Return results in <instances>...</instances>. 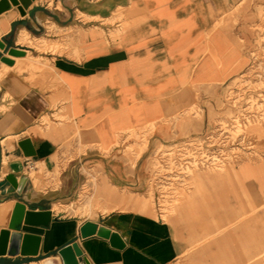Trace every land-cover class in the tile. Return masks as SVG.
I'll return each mask as SVG.
<instances>
[{
  "label": "crops",
  "instance_id": "obj_1",
  "mask_svg": "<svg viewBox=\"0 0 264 264\" xmlns=\"http://www.w3.org/2000/svg\"><path fill=\"white\" fill-rule=\"evenodd\" d=\"M259 5L260 0H32L24 14L18 5L2 11L0 181L7 175L27 181L20 194L4 196L9 184L0 189V230L8 228L16 201L51 210L52 220L48 227L22 225V233L41 237L36 255L2 254L0 264H63L58 250L74 241L89 264L177 261L184 248L178 226L155 219L143 204L145 213L83 221L66 218L53 205L69 198L70 179L87 164H101L113 185L145 183L147 163L140 161L151 147L208 134L216 120L209 106L217 114L227 108L228 90L251 66ZM66 38L72 42L61 53L35 47ZM195 93L203 106L200 118L182 114ZM130 131L149 134L133 166L117 157ZM24 139L35 156L24 154ZM60 163L66 166L59 185L37 189L39 179L28 168L50 171ZM235 163L234 183L264 200V159ZM182 216L199 219L191 211ZM86 221L118 232L124 247L96 234L82 238Z\"/></svg>",
  "mask_w": 264,
  "mask_h": 264
},
{
  "label": "rangeland",
  "instance_id": "obj_2",
  "mask_svg": "<svg viewBox=\"0 0 264 264\" xmlns=\"http://www.w3.org/2000/svg\"><path fill=\"white\" fill-rule=\"evenodd\" d=\"M255 9L256 23L254 53L247 73L251 79H264V0ZM62 35V34H61ZM67 36V35H65ZM72 39L42 40L35 47L38 50L50 49L54 54L61 53ZM248 92L254 97L237 109L222 108L220 113L209 106L211 117H215L213 137L197 151V158L219 162L222 158L231 159L233 163H222L219 167L180 170L190 172L186 184L177 187L175 197L161 198L158 188L150 182L149 163H160L159 157L182 141L167 144L157 143L151 147L140 163H147L145 171L148 182L134 185H113L106 177L101 164H87L77 172L75 180L70 179L72 193L67 199L56 201L55 212L66 218L77 220H102V218L124 213H145L142 204L151 210V215L178 226L184 248L181 256L172 264H264V200L244 185L234 183L230 174L241 160L263 161L264 159V119L259 116L264 111V103L256 99L258 86L253 85ZM241 102V101H240ZM243 102V101H242ZM241 102V103H242ZM223 104H218L219 108ZM200 118L203 106L199 94L190 104L183 105L182 114ZM187 135V134H186ZM148 131L136 133L130 131L119 145L117 157L134 165L147 147ZM172 150V149H171ZM170 159L165 163H178L176 155L167 154ZM61 164V165H60ZM54 170L39 167L36 171L28 168L32 178H38L37 189L46 186H58L62 168L60 163ZM151 170H154L153 168ZM185 174V173H184ZM74 181V182H73ZM187 203H190L189 205ZM59 209V211H56ZM192 212L199 217L191 221L186 215Z\"/></svg>",
  "mask_w": 264,
  "mask_h": 264
},
{
  "label": "water",
  "instance_id": "obj_3",
  "mask_svg": "<svg viewBox=\"0 0 264 264\" xmlns=\"http://www.w3.org/2000/svg\"><path fill=\"white\" fill-rule=\"evenodd\" d=\"M32 0H0V13L9 9L11 5H18L21 14H24V9L27 8ZM26 156H35L30 140L24 139L19 143ZM27 177L23 176L18 181L15 176L7 175L3 181H0V189L4 190L6 184H9V189L3 191L4 196L9 194L21 193ZM1 201V199H0ZM52 220V212L49 209L33 210L28 209L26 204L21 201H16L9 218L8 228L0 230V255L8 254L15 255H36L39 251L41 237L39 235L20 230L22 225L33 227H48ZM80 235L82 238L96 234L102 238L108 239L110 244L116 248H123L124 242L118 232L112 231L104 225H98L92 221H86L80 227ZM63 264H89V261L83 256V251L77 242H72L61 247L58 250Z\"/></svg>",
  "mask_w": 264,
  "mask_h": 264
},
{
  "label": "built area",
  "instance_id": "obj_4",
  "mask_svg": "<svg viewBox=\"0 0 264 264\" xmlns=\"http://www.w3.org/2000/svg\"><path fill=\"white\" fill-rule=\"evenodd\" d=\"M262 81V86H258V91L256 92V99L260 100L264 103V79L262 77H254V79L249 78L248 76H243L239 81H237L229 90H228V108L237 109V105L243 104L246 101V97L248 100L254 97L255 94L248 92V90L253 89V85L258 84ZM242 103H241V102ZM260 113V114H259ZM259 116L254 115V117H258L259 119H264V111L260 110L258 113ZM215 132V125L211 131L197 138H192L188 140H184L176 147L171 148L169 151L164 152L166 156L161 155L159 157L160 163H149V176L150 182L157 186L158 195L161 198L166 197H175L177 195L176 189L178 186L186 184L187 179L189 178V173L192 170L196 169H205V168H213L217 166H221L222 163H233V160L222 158L219 162L209 159L197 158V151L202 150L203 144L213 137ZM172 153L174 156L176 155L175 161L178 159V163H165L170 159L167 154ZM238 162V161H237ZM154 170H151V169ZM191 170L188 172L181 173L180 170ZM185 173V174H184Z\"/></svg>",
  "mask_w": 264,
  "mask_h": 264
},
{
  "label": "bare ground",
  "instance_id": "obj_5",
  "mask_svg": "<svg viewBox=\"0 0 264 264\" xmlns=\"http://www.w3.org/2000/svg\"><path fill=\"white\" fill-rule=\"evenodd\" d=\"M6 204H7V203H6ZM6 204H5V205H6ZM2 207H4V208H5V206H2ZM3 213H4V212H3ZM4 215H5V214H4Z\"/></svg>",
  "mask_w": 264,
  "mask_h": 264
}]
</instances>
